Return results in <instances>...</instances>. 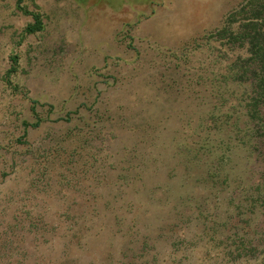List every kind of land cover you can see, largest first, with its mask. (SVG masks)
I'll return each instance as SVG.
<instances>
[{"label": "rangeland", "instance_id": "obj_1", "mask_svg": "<svg viewBox=\"0 0 264 264\" xmlns=\"http://www.w3.org/2000/svg\"><path fill=\"white\" fill-rule=\"evenodd\" d=\"M244 3L0 0V264L261 262Z\"/></svg>", "mask_w": 264, "mask_h": 264}, {"label": "trees", "instance_id": "obj_2", "mask_svg": "<svg viewBox=\"0 0 264 264\" xmlns=\"http://www.w3.org/2000/svg\"><path fill=\"white\" fill-rule=\"evenodd\" d=\"M34 18L35 23L28 29L30 33L42 29L39 17ZM211 38L238 52L232 66L234 79L250 88L247 115L253 123L259 122L264 137V0H245L227 16ZM38 126L37 121L31 128ZM259 264H264V251Z\"/></svg>", "mask_w": 264, "mask_h": 264}]
</instances>
